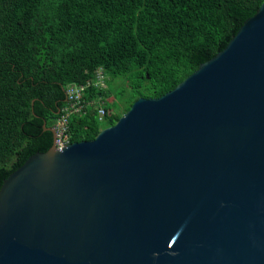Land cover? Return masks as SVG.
Here are the masks:
<instances>
[{
	"label": "water",
	"instance_id": "water-1",
	"mask_svg": "<svg viewBox=\"0 0 264 264\" xmlns=\"http://www.w3.org/2000/svg\"><path fill=\"white\" fill-rule=\"evenodd\" d=\"M44 128L0 189V264H264V2L94 140Z\"/></svg>",
	"mask_w": 264,
	"mask_h": 264
},
{
	"label": "trees",
	"instance_id": "trees-1",
	"mask_svg": "<svg viewBox=\"0 0 264 264\" xmlns=\"http://www.w3.org/2000/svg\"><path fill=\"white\" fill-rule=\"evenodd\" d=\"M264 0H0V189L47 152L68 85H89L69 142L94 140L140 98H159L222 52ZM102 69L105 87H96ZM123 78L125 105L108 87Z\"/></svg>",
	"mask_w": 264,
	"mask_h": 264
},
{
	"label": "built area",
	"instance_id": "built-area-1",
	"mask_svg": "<svg viewBox=\"0 0 264 264\" xmlns=\"http://www.w3.org/2000/svg\"><path fill=\"white\" fill-rule=\"evenodd\" d=\"M105 74L102 69L98 71L96 80H95V86L96 87H105ZM90 86L89 85H83V86H77V85H68L66 88V94H67V106L64 107L60 111V117L58 118L55 126L54 131L56 135V146L59 150H62L65 148L69 142V121L70 117L74 114L80 113L85 106H96L99 108V115L101 119L103 116H105V110L103 108H100L97 105V102L94 103H87L86 100H84L83 93L84 91Z\"/></svg>",
	"mask_w": 264,
	"mask_h": 264
},
{
	"label": "rangeland",
	"instance_id": "rangeland-1",
	"mask_svg": "<svg viewBox=\"0 0 264 264\" xmlns=\"http://www.w3.org/2000/svg\"><path fill=\"white\" fill-rule=\"evenodd\" d=\"M108 87L112 91V95L108 99V102L111 103L113 100H116V102L123 106L126 102L130 100L132 95H134V92L132 88L129 86L127 82L124 81L123 78H119L117 80H111L108 76Z\"/></svg>",
	"mask_w": 264,
	"mask_h": 264
}]
</instances>
